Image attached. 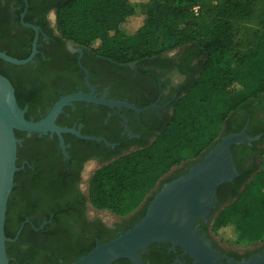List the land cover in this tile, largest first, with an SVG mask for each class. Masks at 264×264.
I'll list each match as a JSON object with an SVG mask.
<instances>
[{"label": "flooded vegetation", "instance_id": "af4514ba", "mask_svg": "<svg viewBox=\"0 0 264 264\" xmlns=\"http://www.w3.org/2000/svg\"><path fill=\"white\" fill-rule=\"evenodd\" d=\"M58 1L0 0V40L13 46L14 50L24 52L28 57L33 51L37 31L25 22L39 26L38 52L34 60L20 67L26 74L24 81L30 76V81L25 84L28 102L23 108L26 116L39 120L62 97L80 92L129 101L139 107L152 103L157 106L138 111L128 106L73 100L63 107L56 120L63 127L76 129L62 132L64 144L58 132L30 135L27 131L17 130L21 139L19 171L23 170V181H33L36 197L32 213L17 229L16 239L9 241L12 264H69L80 257L72 254L73 250L110 240L136 221L146 202L132 214L118 215L116 220L107 218L90 201L91 180L104 164L155 141L159 128L173 112L172 101L197 74L204 58L196 45L188 43L151 61L133 62L129 66L113 64L61 35L57 27ZM254 113L252 130L261 137L252 143H243L248 146L237 148L246 172L259 171L264 162V106ZM251 119H247L241 130H249ZM242 122L235 118L230 121L237 127ZM191 163L192 160H186L175 166L156 189L165 180L188 172L194 165ZM236 179L226 196L232 195L239 186L240 181ZM220 204L219 198L208 219L200 218L197 222L202 242L209 239L213 248L221 253L220 260L224 264L245 263L264 255V238L234 244L212 231L213 217L224 205ZM58 247L64 251L55 253ZM48 250L50 254L46 255L44 252ZM16 255L22 262L15 258ZM141 255L147 264H201L184 247L166 240L150 244ZM127 260L133 264L129 258Z\"/></svg>", "mask_w": 264, "mask_h": 264}, {"label": "trees", "instance_id": "16d2710c", "mask_svg": "<svg viewBox=\"0 0 264 264\" xmlns=\"http://www.w3.org/2000/svg\"><path fill=\"white\" fill-rule=\"evenodd\" d=\"M142 2L148 9L141 15L135 0H59L56 5L61 35L113 64L129 66L151 61L188 43L204 55L197 74L172 101L173 112L159 128L155 141L104 164L91 180L89 198L99 209L125 216L146 202L144 211L126 230L145 215L154 194L170 179L158 189L157 185L185 161L186 152H192L191 164H195L224 134L240 131L248 118H252L248 131L256 135L252 130L254 111L264 106V0ZM195 6H200L198 12ZM124 23L129 24L127 30L122 28ZM0 49L19 58L27 57L2 40ZM20 67L0 58V72L10 76L23 107L28 102L25 84L30 76L24 81L26 74ZM236 83L241 84L245 94L231 99V87ZM232 118L243 122L237 127L230 123ZM245 145L233 147L240 184L230 196L225 193L233 183L221 185L220 205H224L212 220V231L217 235L227 232L234 244L264 238V162L259 171L246 172L237 153V148ZM22 173H16L8 205L6 232L10 237L32 213L36 197L33 181H23ZM96 245L71 253L81 257ZM63 251L58 247L52 255ZM8 252H12L10 242ZM44 253L50 254L49 250ZM15 258L22 262L20 256ZM113 264H129V260L121 258Z\"/></svg>", "mask_w": 264, "mask_h": 264}, {"label": "water", "instance_id": "95a60500", "mask_svg": "<svg viewBox=\"0 0 264 264\" xmlns=\"http://www.w3.org/2000/svg\"><path fill=\"white\" fill-rule=\"evenodd\" d=\"M25 24L33 26L37 31L32 53L26 58H19L0 49V58L15 65L34 60L38 52L39 26L27 22ZM73 100L128 106L138 111L157 106V103H152L139 107L129 101L80 92L62 97L45 117L33 120L26 116V109L20 105L13 81L0 72V264H12L8 242L16 239L7 235L6 221L16 173L20 169L18 152L21 139L17 136V130L27 131L30 135L34 132H58L64 144L62 132L76 129L63 127L56 120L63 107ZM77 133L81 134L79 131ZM260 137L261 134L252 135L247 128L224 134L188 172L167 181L155 193L145 215L134 226L109 241L98 243L94 249L70 264H113L121 258H129L133 264H147L141 251L148 249L154 242L165 240L184 247L201 264H224L220 260L221 253L213 248L211 241L207 239L202 242L196 225L200 218L208 219L211 209L217 207L221 185L234 181L240 175L234 157V145L252 143ZM233 263L264 264V255L245 263Z\"/></svg>", "mask_w": 264, "mask_h": 264}, {"label": "rangeland", "instance_id": "374dc122", "mask_svg": "<svg viewBox=\"0 0 264 264\" xmlns=\"http://www.w3.org/2000/svg\"><path fill=\"white\" fill-rule=\"evenodd\" d=\"M142 1L143 0H135V2H136V5L135 6H136V11H137L138 15H141V14L145 13L147 11V9H148L147 4L146 3H143ZM128 27H129V24L128 23H124L122 25V28L125 29V30H127ZM244 94H245L244 88L241 86L240 83H236V84H234L231 87V93H230V98L231 99H239ZM185 157H186L185 161L186 160H192V159H194L193 158V154H192L191 151L186 152L185 153ZM263 161H264V159H263ZM263 192H264V190H263ZM143 204H144V202L141 205H143ZM141 205L136 210H138L141 207ZM95 208L98 209V210H101V213L104 214L107 218L116 220L119 217L117 214L113 213L110 210H107V209H99L97 207H95ZM96 209H95V211H96ZM136 210H134L133 212H136ZM133 212H131L129 214H132ZM217 236L219 238H222L226 242L232 243V241L229 240L230 235H228L227 232H222V233L218 234Z\"/></svg>", "mask_w": 264, "mask_h": 264}, {"label": "built area", "instance_id": "2783aa9c", "mask_svg": "<svg viewBox=\"0 0 264 264\" xmlns=\"http://www.w3.org/2000/svg\"><path fill=\"white\" fill-rule=\"evenodd\" d=\"M200 9V6H195V10L198 12Z\"/></svg>", "mask_w": 264, "mask_h": 264}]
</instances>
